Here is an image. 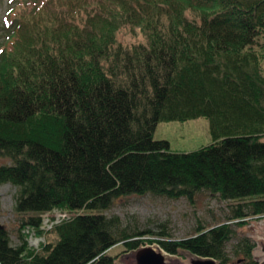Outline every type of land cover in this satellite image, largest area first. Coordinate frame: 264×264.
Wrapping results in <instances>:
<instances>
[{
  "label": "trees",
  "instance_id": "obj_1",
  "mask_svg": "<svg viewBox=\"0 0 264 264\" xmlns=\"http://www.w3.org/2000/svg\"><path fill=\"white\" fill-rule=\"evenodd\" d=\"M18 4L0 46V158L11 160L0 163V184L18 187V213L34 214L15 245L0 224V264H114V245L154 242L170 254L233 264L229 223L150 239V230L102 211L121 196L193 200L205 189L239 201V226L264 215V72L255 48L264 0ZM126 26L144 39L120 43ZM199 116L213 139L199 149L173 152L153 136L160 121ZM55 209L70 217L42 229L41 214ZM31 230L43 240L55 230L58 239L36 248ZM254 247L239 238L235 264H261Z\"/></svg>",
  "mask_w": 264,
  "mask_h": 264
},
{
  "label": "rangeland",
  "instance_id": "obj_2",
  "mask_svg": "<svg viewBox=\"0 0 264 264\" xmlns=\"http://www.w3.org/2000/svg\"><path fill=\"white\" fill-rule=\"evenodd\" d=\"M25 2L26 0H0V46L8 37L6 36L9 27L6 19V16H9L8 11L14 5H19L18 3H22L21 5L25 7ZM117 39L123 45H131L142 41L144 35L138 28L135 32L126 26L118 32ZM258 42L259 44L255 45V48L261 54V67L264 72V32L259 36ZM153 136L155 139L167 140L169 149L173 152H188L199 149L213 140L209 119L205 116L187 120L160 121ZM0 163L8 164L11 163V160L1 157ZM17 195V186L11 183L0 184V224L6 226L14 245L19 243V229L24 218L34 214H20L15 210ZM238 203V200L223 199L218 194L203 189L196 192L193 200H189L186 196L170 198L154 194L121 196L115 198L111 206L102 212L107 216H119L122 225L130 229L150 230V234L143 236V238L150 239L161 236L183 238L194 234L199 226L206 228L218 223H229L235 230L233 238L227 244L232 263H237L238 259L232 253L235 243L239 238L248 236L255 243L254 257L261 264H264V253L261 249V241H264V215L247 216L246 223L239 226L237 224L238 219L233 218ZM47 213L50 214L51 212ZM45 214L46 212L41 214L42 219ZM159 233H166V235ZM30 234L31 232L27 238ZM40 236L37 235L36 238H40ZM36 238H33L32 241H36L37 244H32L29 241V245L37 248L41 241L54 243L57 241L58 235L55 230H52L47 232L45 240ZM145 245H152L160 249L158 243L155 242L142 244L140 247ZM136 250L137 248L127 250L123 243H118L111 247L108 253L116 258L114 264H136ZM162 250L166 253L167 264H192L194 258L201 257L187 251L180 250L177 254H170L164 249Z\"/></svg>",
  "mask_w": 264,
  "mask_h": 264
},
{
  "label": "water",
  "instance_id": "obj_3",
  "mask_svg": "<svg viewBox=\"0 0 264 264\" xmlns=\"http://www.w3.org/2000/svg\"><path fill=\"white\" fill-rule=\"evenodd\" d=\"M261 249L264 253V241H261ZM136 264H167L166 253L152 245H145L137 248L135 252ZM192 264H217L212 257H197L192 260Z\"/></svg>",
  "mask_w": 264,
  "mask_h": 264
},
{
  "label": "built area",
  "instance_id": "obj_4",
  "mask_svg": "<svg viewBox=\"0 0 264 264\" xmlns=\"http://www.w3.org/2000/svg\"><path fill=\"white\" fill-rule=\"evenodd\" d=\"M50 212H51L50 214L46 212V214L43 218L41 228L44 230L51 228L54 223H58L61 220L70 217V215L67 212L62 211V210L55 209V210H52ZM26 232H28V228H27ZM30 232H31V234L28 237V241H30L32 244H34V243L37 244L36 241H32V239L36 238V236H37L35 231L31 230V231H29V233ZM41 238L42 237L36 238V239H41Z\"/></svg>",
  "mask_w": 264,
  "mask_h": 264
}]
</instances>
